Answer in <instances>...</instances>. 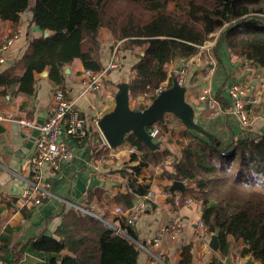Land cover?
<instances>
[{"label": "crops", "instance_id": "1", "mask_svg": "<svg viewBox=\"0 0 264 264\" xmlns=\"http://www.w3.org/2000/svg\"><path fill=\"white\" fill-rule=\"evenodd\" d=\"M16 29L17 32L13 33L12 23L0 20V58L5 59L0 63V74L21 59L31 39L42 34L33 25L31 14L25 20L19 19ZM15 33L19 36L17 42L7 51H2L4 35ZM116 43L109 32L100 33L99 61L102 70L111 61ZM204 44L211 45L210 51L198 50L196 54L185 59L189 63L188 67L179 68L180 59H174L168 64L172 66V70L167 69L168 80L173 84V80L177 79L179 84L185 87V101L194 110V121L222 145L238 138L264 135V68L254 67L245 57L229 54L221 34L209 36V40ZM143 51L139 46L127 48L125 44H119L116 58L120 66L107 72L103 86L97 92L86 91L82 85L84 67L79 59H74L62 67L60 84L49 78L47 70L46 76L35 73L33 92L29 95L18 93L17 83L0 86V115L6 119L0 121V195L8 198L0 207L1 264L41 262L42 259L31 251L32 245L43 237L57 239L58 232L69 214L77 211L76 205L83 204L82 196L85 192L86 204L100 215L107 225L120 227L126 224V212L136 202V196L132 195L129 187L131 177L140 185H148L154 194L152 207L141 213L132 227L139 252L137 264H179L184 248L189 249L191 264H212L218 258L225 264L227 257L231 260L230 264H259L251 255L241 256L245 247L242 241L229 238L227 256H222L220 249L215 252L208 244L207 247L203 245L199 236L202 231L199 228L202 217L200 201L185 196L184 192L176 191L173 195H180L182 203L178 207L174 206L169 190L172 182L176 181L172 179V162L175 157L180 156L179 150L186 144V140L180 135L186 128L179 119L177 120L180 123L171 121L168 117L165 118V114L162 123L158 122L148 128L150 130L158 127L160 130L157 138L160 147L157 150H138V154H132L127 151L129 146L126 144L117 149L103 147V136L97 127V121L113 109L117 85L122 82L129 85L136 77L134 65L143 56ZM212 66L213 74L206 79L205 73ZM16 74L22 75L23 72L18 71ZM241 81L250 83V93L257 99L256 104L251 106L254 116L246 130L232 113L227 92L228 86ZM164 84L167 85V82ZM203 87L210 89L223 110L215 118L210 116L205 103L199 100ZM58 93L66 102L74 105L81 119L88 124V137L77 139L62 136L73 156L63 162L55 173L44 174L45 181L50 185V195L39 205L19 207L16 203L17 197L22 194L25 180L31 176V159L39 138L36 126L46 121L56 104L55 95ZM142 100L144 98L140 97L139 101ZM145 101L147 107L151 101L149 104V100ZM130 103H133L131 108H136L131 96ZM18 119L28 120L34 127H20L17 124ZM132 155L136 156V160L131 159ZM144 156H148L152 161L139 173L133 172V167L137 166ZM183 183L186 187V183ZM164 192H168L169 196L166 197ZM186 198L191 199V202L185 204ZM117 207L125 212L122 216L114 213ZM174 214L183 222L175 239L169 233L170 218ZM6 228L12 230L8 243L3 241ZM210 235L208 234L209 238ZM60 255H69V252L62 251Z\"/></svg>", "mask_w": 264, "mask_h": 264}, {"label": "trees", "instance_id": "2", "mask_svg": "<svg viewBox=\"0 0 264 264\" xmlns=\"http://www.w3.org/2000/svg\"><path fill=\"white\" fill-rule=\"evenodd\" d=\"M169 3L175 4L174 10L166 9ZM32 6V23L42 34L31 39L21 59L0 74V86L17 83L21 94H31L34 74L46 70L60 84L62 67L74 59L84 69L100 72L103 31L124 41L127 48L144 49L134 65L136 77L128 85L138 110L146 108L140 97L152 101L159 88L171 87L166 66L196 54L212 34L224 37L229 54L264 68V0H0V20L11 22L12 32H17L20 13ZM44 32L51 34L44 37ZM18 71L23 74L17 75ZM166 117L180 123L171 114ZM156 129L153 141L158 143ZM180 135L186 144L173 159L172 179L185 182L183 194L201 202V221L208 234L219 232L221 255H228L231 238L244 242L242 257L251 255L264 264V135L227 145L187 129ZM125 144L148 152L131 134ZM150 161L144 156L133 172L139 173ZM129 187L135 196L149 190L133 177ZM113 227L77 210L69 214L57 239L43 237L31 251L42 259L38 264H137L132 228L122 224L123 235ZM11 231L6 228L4 242L10 241ZM62 251L69 255L61 257ZM191 259L184 248L179 264H191Z\"/></svg>", "mask_w": 264, "mask_h": 264}, {"label": "built area", "instance_id": "3", "mask_svg": "<svg viewBox=\"0 0 264 264\" xmlns=\"http://www.w3.org/2000/svg\"><path fill=\"white\" fill-rule=\"evenodd\" d=\"M31 14L30 9H26L20 13V20H25ZM264 24V22H263ZM19 36L17 33L13 35H4L3 43L1 45L2 51H7L11 46L17 42ZM118 43L113 48L112 59L108 66L98 73L92 72L90 70L84 69L82 71V85L86 91L94 92L99 91L103 86L104 77L109 70L117 69L120 66L119 61L116 58ZM199 50L210 51L211 45L203 44L198 47ZM4 58H0V63L4 62ZM187 62V63H186ZM183 63L182 67H188L189 63L186 61ZM214 71L213 66L208 68L205 73V78L208 79L212 76ZM250 83L247 81L232 83L227 88L228 96L230 99V105L232 113L240 122L241 126L246 130L253 118V113L251 106L255 105L257 99L250 93ZM163 89L159 88L156 91V95L159 94ZM56 104L52 107L51 113L41 125L36 126L39 130V138L36 142L35 152L31 159V176L29 179L25 180V187L22 194L17 197V205L19 207H24L30 204L39 205L43 200H45L50 195V185L45 181L44 174L48 172L53 174L60 168V165L70 160L73 156L72 152L68 149L66 143L62 140V136H72L77 139H85L88 137V124L81 119L78 110L75 109L71 102H66L61 94L55 95ZM199 100L205 103L209 114L212 118L219 116L223 110L220 108L218 100L211 94L208 87H203L199 95ZM6 120L4 116L0 115V121ZM17 124L20 127L33 128L34 124L28 120L18 119ZM149 134L154 138L157 134L156 128H150ZM103 147L109 148L107 142L102 137ZM129 153L138 154V149L135 147H129L127 149ZM166 197L169 196L168 192L163 193ZM171 196V195H170ZM154 194L151 190H147L143 195H136L135 204L126 212L128 217L126 219V225L132 228L135 225L136 220L139 218L141 213L145 210L150 209L153 205L152 199ZM172 202L174 206L178 207L182 203L180 195H172ZM83 204L76 205L75 209L79 210L84 215H90L96 219L107 224L100 215L95 213L92 208H89L86 204L87 193L82 196ZM4 201H8V198L4 195H0V207ZM191 202V199L186 198L184 200L185 204ZM114 213L118 216H122L123 212L120 208H115ZM182 220L178 215H173L170 218L169 233L173 239H175L182 227ZM111 226V225H109ZM113 227V226H112ZM117 234H125V231L121 230V227H113ZM199 228L202 230L199 236L203 242V245L207 247L208 244V233L202 223L199 221ZM159 240V239H158ZM156 240V241H158ZM135 244L137 245L136 241ZM223 263V260L218 258L216 264ZM1 264V263H0Z\"/></svg>", "mask_w": 264, "mask_h": 264}, {"label": "water", "instance_id": "4", "mask_svg": "<svg viewBox=\"0 0 264 264\" xmlns=\"http://www.w3.org/2000/svg\"><path fill=\"white\" fill-rule=\"evenodd\" d=\"M33 10L34 7H30V11ZM43 36L48 37L50 33L44 32ZM184 62L185 59L179 60V68ZM41 75L46 76L47 71L42 72ZM185 91V87L174 79L170 88L162 90L144 110H138L131 108L128 84L122 82L117 85L113 109L97 121V127L111 149H117L125 144V137L129 134L150 151L159 149L160 145L153 141L148 128L161 122L165 114L175 116L187 130L195 131L207 138L211 137L194 121V110L185 101ZM185 189V184L177 180L173 181L169 188L172 195L176 191L183 193ZM208 246L215 252L220 249L218 231L210 235ZM249 259L252 261L251 257ZM230 263L231 260L227 257L225 264Z\"/></svg>", "mask_w": 264, "mask_h": 264}, {"label": "rangeland", "instance_id": "5", "mask_svg": "<svg viewBox=\"0 0 264 264\" xmlns=\"http://www.w3.org/2000/svg\"><path fill=\"white\" fill-rule=\"evenodd\" d=\"M174 6H175L174 3H170L169 5H166V9L172 11V9H174ZM212 35L218 36V35H220V33L218 32V33H215V34H212ZM212 35H210V36H212ZM115 40H116V42H117L116 44L120 43L121 46L124 45V41H119V40H117V39H115ZM208 40H209V39H208ZM208 40H207V41H208ZM166 67H167L168 70H169V68H170V70H172V66H168V65H167ZM139 102L142 103V104H144V105L147 103V102L145 101V99L142 100V101H139ZM149 103H150V100H149L148 104H149ZM131 105H133V103H132V104L130 103V106H131ZM79 212H80V211H79ZM80 213H81V212H80ZM82 214H83V213H82Z\"/></svg>", "mask_w": 264, "mask_h": 264}]
</instances>
